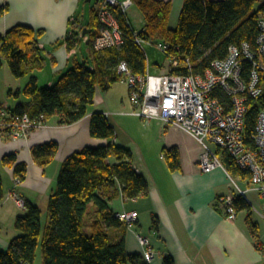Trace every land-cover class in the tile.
Wrapping results in <instances>:
<instances>
[{"label":"trees","instance_id":"16d2710c","mask_svg":"<svg viewBox=\"0 0 264 264\" xmlns=\"http://www.w3.org/2000/svg\"><path fill=\"white\" fill-rule=\"evenodd\" d=\"M132 1L143 18L139 37L145 42L167 44L169 54L181 63L188 59L195 74H203L213 61L223 59L230 45L246 42L254 48L258 21L264 18V0H184L177 27L170 30V2ZM5 11L6 7L0 8V16ZM114 14L124 35L120 47L94 50L92 43L99 33V24L95 9L90 10L88 22L81 30L87 36L88 59L82 64L74 63L51 87H38L36 79L30 77L23 94L35 99L34 104L7 109L15 114L26 113L32 120L43 116L47 122L57 117L60 125H71L87 114L97 89L107 92L120 82L117 74L120 62L134 74H144L146 57L142 48L135 43L125 16L120 11ZM36 37L27 27H15L0 36V61L7 64L13 77L23 78L43 70ZM72 45L68 39L69 51L75 47ZM171 73L188 72L180 68ZM212 95L220 98L219 91ZM257 105L264 107V97L254 107ZM89 134L95 139L116 137L113 126L101 113L91 115ZM57 152L58 144L49 142L32 148L31 155L36 165L45 167ZM161 153L171 172L180 169L176 148H163ZM130 160V151L115 144L85 147L68 156L61 164L55 192L48 198L44 226L40 222V209L26 203L25 214L14 221L19 235L11 240L6 252L0 251V264H33L39 246L42 264H142L139 256L126 252L122 237L117 240L108 234L111 228H127L108 206L107 200L117 193L113 191L115 184L126 199L146 197L149 192L147 181L136 173ZM222 160L231 174L245 176L228 163L226 156ZM1 165L11 168L15 178L24 179L26 165L16 163L14 155L3 157ZM3 196L0 177V202ZM235 204L237 213L247 212L246 224L259 250L258 226L251 218L250 207L242 199ZM162 264L174 262L167 256Z\"/></svg>","mask_w":264,"mask_h":264},{"label":"crops","instance_id":"0c3cea01","mask_svg":"<svg viewBox=\"0 0 264 264\" xmlns=\"http://www.w3.org/2000/svg\"><path fill=\"white\" fill-rule=\"evenodd\" d=\"M158 1L170 2L168 28L175 30L184 0ZM78 4L79 0H0V8L6 7V11L0 16V36H4L15 27L31 28L37 36V47L41 55L47 54L51 58L52 71L60 73L76 63V59H73L76 47L69 51L66 45L68 39L72 46H76L78 41L75 33L73 36L69 35L72 15ZM130 27L139 33L143 29V22L141 30L136 31ZM39 33L41 34L37 35ZM83 37L87 39L86 35ZM45 67L46 62L43 58V69ZM7 75L6 72L5 76L8 78L5 86L10 87L8 91L11 96L15 90L17 95L15 99L7 101L0 98V105L8 104L12 108H7L14 110L18 105L28 108L34 104L35 99L23 94L29 80L19 84L10 81ZM31 77L38 83L37 77ZM54 82L49 78L43 87H51ZM113 86L107 92L97 89L87 114L71 125H60L58 118L54 117L46 122V127L34 130L26 139L15 142H11L0 132V177L4 194L0 202L1 252H6L11 240L19 235L14 228V221L18 216L25 214V208H20L13 199H7L9 192L15 190L25 204L30 203L38 207L41 211L40 222L44 226L48 198L55 192L62 162L85 147L117 145L116 137L113 140L95 139L89 134L93 113H101L109 121V116L113 114L111 112L118 113L124 109L122 99V104L113 103L110 106L116 108L114 111H109L105 106V102H109L110 98H107V95ZM101 93H106L104 98ZM121 113L126 114L123 111ZM155 134L157 138L153 139L152 143L153 148H157L156 153H147L146 150L140 149L138 157L130 160L136 173L147 181L148 195L126 199L116 183L113 189L117 191L116 195L107 200L113 213H137L132 228L109 229L108 234L111 238L118 240L122 237L126 252L139 256L142 264H162L167 256L172 258L174 264H264L261 236L259 235L258 250L246 224V218H240L238 213L234 220H229L216 207V198L230 191L225 172L215 169L207 174L202 173L198 168L201 148L184 131L168 127L163 131L158 130ZM49 142L58 144V152L48 165L40 167L34 163L31 150ZM163 148L178 150L180 162L178 171L171 172L164 159L158 156V150L160 154ZM8 155H14L16 163L26 165L25 177L17 188H14L13 170L1 165L3 157ZM110 162L114 164L113 160ZM138 235L147 240V247L156 254L149 263L143 260V253L147 247L139 244ZM39 250L40 246L36 253H40Z\"/></svg>","mask_w":264,"mask_h":264},{"label":"built area","instance_id":"2783aa9c","mask_svg":"<svg viewBox=\"0 0 264 264\" xmlns=\"http://www.w3.org/2000/svg\"><path fill=\"white\" fill-rule=\"evenodd\" d=\"M132 5V0H98L95 15L99 33L92 43L94 50L123 44V31L114 12L120 11L125 16ZM258 30L254 48L246 42L230 45L226 56L213 61L203 74H195L188 59L181 63L169 54L167 44H158L170 62L166 73L150 74L147 61L144 74H134L124 62L117 66L120 82L128 88L131 110L126 114L146 122L159 121L163 130L174 127L184 131L201 148L199 170L205 174L215 169L225 172L230 191L218 196L215 204L229 220L237 217L238 199L264 220V107H254L264 97V18L259 19ZM132 33L135 43L142 48L146 42L138 33L133 30ZM69 35L74 33L70 31ZM180 68H186L187 75L171 73ZM216 91L220 92V98L212 95ZM44 127L43 116L32 120L26 113L15 114L0 105V132L11 142L26 139L30 132ZM211 144L217 146L216 151ZM223 156L245 176L231 174ZM13 183L17 188L22 180L14 177ZM8 198L25 208L24 200L15 190L9 192ZM114 216L132 228L137 213H114ZM137 239L141 246H148L144 237L138 235ZM155 255L147 247L144 262L149 263Z\"/></svg>","mask_w":264,"mask_h":264},{"label":"rangeland","instance_id":"374dc122","mask_svg":"<svg viewBox=\"0 0 264 264\" xmlns=\"http://www.w3.org/2000/svg\"><path fill=\"white\" fill-rule=\"evenodd\" d=\"M96 6H97L96 0H90V1L79 0V4L72 15L73 21L70 22V31L75 33L76 37L78 38V41L76 42V46H75L76 53L73 56V59H76L77 63L82 64L84 60L88 59L87 45H86L87 39H84L83 33L80 31V29L87 24L89 19V11L95 9ZM125 17L127 19L129 26H132L133 29H135L136 31L141 30L143 18L141 13L138 11V9L135 6H132L130 9H128L125 12ZM158 43L159 42H146L142 44V50L145 54L146 61L149 64V73L152 75H159L162 73H166L169 71V67H170L169 59L158 48ZM43 56L42 57L46 62L45 69H43L42 71L34 72L23 78L13 77L7 64L4 61L1 62L2 65L0 66V69L2 68V70L0 71V98L3 99V101L15 99L17 95L15 90L14 94L11 96L10 92L8 91L10 87L7 88L5 86L7 81L6 79L8 78L5 76L6 72L8 74L7 76H9L10 81H14L19 84L25 82L26 80H29L31 76H35L38 78L37 85L39 87H43V85H45L44 83L47 82L49 78L53 79L55 81L54 83H56L58 78L61 77L70 69V68H66L60 73L58 72L55 73L54 71H52V67L50 63L51 58L47 54L44 55V53ZM86 64L89 63L87 62ZM105 94L101 93L103 98ZM108 97L110 99L109 102H105V106L108 107L107 109H109V111L116 110L115 107H110L112 106L113 103L119 105L122 104L121 99L123 100L122 107H124V109L122 110L117 109L119 110L118 113L111 112L113 114L109 116V121L115 130L117 146L129 150L131 153V158H137L140 149L146 150L147 153L148 152H151L152 154L156 153L157 148L155 147L153 148L152 142L153 139L157 138V135L155 133L158 130L163 131L161 123L156 120L147 123L142 121L140 118L136 116L121 113L122 111L123 113H127L131 110V106L128 100V88L126 84H124L123 82L114 85L112 90L108 93L107 98ZM3 106L5 108L7 107L12 108V106H9L8 104H3ZM211 148L214 151H216L217 146L211 144ZM159 155L161 156L163 154L161 153V151L159 154V150H158V156ZM246 215H247L246 211L239 212L240 218L245 219ZM251 218L253 222L258 226V234L261 236L260 242L264 250V220L256 212L252 210H251ZM40 250L38 252H40ZM40 254L41 252L36 253L33 264H42V256Z\"/></svg>","mask_w":264,"mask_h":264},{"label":"water","instance_id":"95a60500","mask_svg":"<svg viewBox=\"0 0 264 264\" xmlns=\"http://www.w3.org/2000/svg\"><path fill=\"white\" fill-rule=\"evenodd\" d=\"M87 1H90V0H87ZM96 2H98V0H96ZM84 35V34H83Z\"/></svg>","mask_w":264,"mask_h":264}]
</instances>
